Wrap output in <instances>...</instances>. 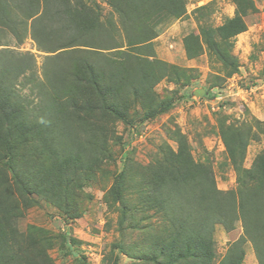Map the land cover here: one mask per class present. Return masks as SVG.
<instances>
[{
    "label": "trees",
    "instance_id": "obj_1",
    "mask_svg": "<svg viewBox=\"0 0 264 264\" xmlns=\"http://www.w3.org/2000/svg\"><path fill=\"white\" fill-rule=\"evenodd\" d=\"M233 1L234 17L183 40L189 60L205 45L228 77L239 68L234 41L247 31L245 17L255 10L252 0ZM108 5L104 15L93 0H0V168L12 175H0V264H53L38 230L19 232L13 188L23 197L37 194L63 205L74 194L76 177L104 161L115 124L130 123L139 108L147 119L168 112L173 100L159 99L156 86L189 79L185 69L158 59L154 47L161 28L186 15V0ZM27 38L46 54L41 75L33 53L7 42L19 47ZM256 128L221 127L237 174L234 190L218 189L211 166L194 160L179 132L176 150L165 145L155 162L129 163V204L123 197L126 171L114 177L111 195L122 205L123 221L129 216V229L153 234L138 255L129 253L135 264H214L215 226L232 231L237 222L243 234L220 264H242L248 242L264 264V152L244 167L250 142L264 135V124ZM150 213L159 214L164 225L142 228ZM59 242L66 247L68 239ZM80 264H88L85 257Z\"/></svg>",
    "mask_w": 264,
    "mask_h": 264
},
{
    "label": "rangeland",
    "instance_id": "obj_2",
    "mask_svg": "<svg viewBox=\"0 0 264 264\" xmlns=\"http://www.w3.org/2000/svg\"><path fill=\"white\" fill-rule=\"evenodd\" d=\"M93 1L104 15L110 13L108 0ZM186 1V15L163 26L154 41L157 58L185 69L189 76L188 81L177 85L164 80L156 86L159 99L171 98L173 108L153 119L145 118L139 108L131 112L130 123L117 122L115 137L108 144L104 161L92 171L76 177L74 194L63 205L37 194L24 196L26 203L13 188L19 206V232L27 234L30 228L38 230L53 264H80L83 257L88 264H135L129 253L138 255L137 251L144 249L145 242L151 241L153 234L129 229V216L123 221L122 205L111 195L114 177L122 170L126 171L123 197L129 204V163L147 166L161 157L160 150L165 145L176 150V132L186 136L196 162L211 166L218 189L237 188V174L221 137V127L234 125L257 132L258 122L264 124V0H252L255 10L245 17L247 31L234 41L232 55L239 68L231 77L205 45L199 57L189 60L183 40L191 33L199 34L203 28L216 29L234 17L235 2ZM7 42L17 51L33 53L41 75L46 54L36 50L33 40L27 38L19 47H15L12 40ZM199 89L206 91L204 97L194 94ZM23 94L28 95L29 90L24 89ZM259 136L260 139L251 141L247 148L244 162L247 169L251 168L257 155L264 152V135ZM0 175L12 180L9 171L0 168ZM163 225L159 214L150 213L142 228L155 226L159 229ZM242 234L240 222L232 231L220 224L215 226L214 264H220ZM60 237L68 239L66 247L61 246ZM244 250L242 264H258L251 243H246Z\"/></svg>",
    "mask_w": 264,
    "mask_h": 264
},
{
    "label": "water",
    "instance_id": "obj_3",
    "mask_svg": "<svg viewBox=\"0 0 264 264\" xmlns=\"http://www.w3.org/2000/svg\"><path fill=\"white\" fill-rule=\"evenodd\" d=\"M194 94L199 96V97H204L206 94V91L204 89H199V90L195 91Z\"/></svg>",
    "mask_w": 264,
    "mask_h": 264
}]
</instances>
